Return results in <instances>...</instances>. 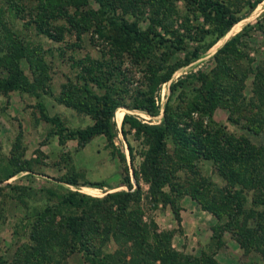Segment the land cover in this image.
I'll return each mask as SVG.
<instances>
[{
	"label": "rangeland",
	"instance_id": "1",
	"mask_svg": "<svg viewBox=\"0 0 264 264\" xmlns=\"http://www.w3.org/2000/svg\"><path fill=\"white\" fill-rule=\"evenodd\" d=\"M216 1L228 6L240 21L224 38L205 50L197 61L177 71L173 81L191 72L210 71L215 66L211 58L217 50L231 38L242 35L243 43L239 46L242 56L237 59L226 58L222 63L224 72L230 75V78L223 80L220 89L228 107L221 105L213 111L212 126L224 127L237 140L244 138L260 150L257 173L264 180V90L259 88V83L264 84V80L261 76L259 79L257 77L259 72L264 75V0L250 12L247 0ZM27 3L28 8L24 1L21 2L26 14V19H22L7 10V0H0V56L10 55L12 43L8 34L13 33L27 48L26 55L18 62L23 77L28 81L26 87L28 90L32 88L29 84L35 87L30 92H5L0 84V177H6L24 165L30 168L0 183V264H91L90 256L75 251V247L79 246L75 245L71 235L60 224L61 215L46 213L43 231L34 236L33 220L36 218L29 222L22 219L28 216L29 210L25 209L26 205L21 199L29 196L32 201L24 199L28 206H39L37 200H42V203L43 200H49L47 192L57 195L48 202L51 206L56 204L58 208L63 207L60 199L72 192L101 200L95 208L100 235H92L96 243L92 242V248L88 250L96 252L109 264H264V224L258 226L254 220L241 215L233 235L229 230L232 219L230 212L238 205L231 203L227 210L220 207L222 200L231 197L227 195L228 190L232 195L241 197L245 208L253 207V201L260 197V191L248 184L228 186V181L218 174L211 160L198 157L186 166L176 159L174 146L169 142L164 192L178 209V218L169 205L154 202L150 198L149 185L139 177L143 141H136L134 131L126 127V139L133 149L132 159L126 141L120 134L121 117L130 114L144 123L159 124L162 114L152 119L139 111L119 108L118 115L114 117L118 128L115 149L108 145L103 136L94 138L84 146H80L76 140L61 143L59 127L43 119L40 105L44 106L50 118H58L68 130L92 125L89 116L62 105L58 98L62 96V86L67 82L81 84L78 78L80 67L71 68L73 59L79 61L88 56L99 60L105 44L99 45L95 36L92 40L91 32L82 34L80 39L73 34H65L62 43L37 35L35 15L31 14V8L36 3H30L29 0ZM173 3L172 7H163L168 11L167 16L160 15L167 30L200 37L213 29L212 24L200 13L188 11L181 0ZM142 5L130 20L140 22L145 28L152 23L149 18L153 10L151 5ZM87 8L97 10L98 6L90 2L83 10ZM30 19L32 23L27 27L25 24ZM63 24L64 20L57 21V25ZM157 30L164 34L163 27ZM211 38L210 33H206L205 41ZM189 45L195 47L198 43L190 41ZM209 60L211 62L208 63ZM10 77L11 74L1 65L0 79L5 81ZM132 78L136 85L141 74L135 73ZM199 84L195 80L190 83L183 95L184 99H180L178 92L171 96L169 101L172 108H183ZM167 87L164 85L160 88L162 102L168 96ZM194 118L198 121L196 115ZM203 124L205 126L206 122L203 121ZM120 156H124L125 162H121ZM125 177L129 178L134 195L129 213L139 222L140 228L150 231L149 247L145 248L147 253L143 252L140 256L134 250V243L129 240L116 241L109 237L104 241L105 225H109L105 224L104 215L109 210L117 209L116 205L108 202L106 196L114 192H127ZM70 181H76L77 184H68ZM195 194L199 199L195 198ZM205 207L217 209L221 218L217 219ZM32 213H36V208H33ZM116 215L117 212L114 217ZM93 222H90L91 226ZM168 247L172 259L164 258Z\"/></svg>",
	"mask_w": 264,
	"mask_h": 264
},
{
	"label": "trees",
	"instance_id": "2",
	"mask_svg": "<svg viewBox=\"0 0 264 264\" xmlns=\"http://www.w3.org/2000/svg\"><path fill=\"white\" fill-rule=\"evenodd\" d=\"M22 1L27 7V0H7V10L17 17L26 19L25 9L21 5ZM174 1L176 0H29L30 3H36L35 7L31 8V14L35 15L34 25L37 35H43L55 43H62L65 34H73L80 39L82 34L91 32L92 40L95 36L99 45L105 44L99 60L88 56L79 61L73 59L71 68L80 67L81 73L78 78L81 84L67 82L62 86V96L58 98V102L62 105L89 116L93 121L92 125L83 129L68 130L58 118H50L43 105H40V110L45 121L59 127L61 143L76 140L80 146H84L94 138L103 136L113 149H115L114 141L118 136L114 117L115 114L118 115L119 108L136 110L152 119L162 114L159 124L144 123L130 114H124L121 117L120 134L126 141L132 159L133 149L126 139V127L134 131L136 141H143L139 177L149 185L150 198L154 202L169 205L178 218V209L170 196L164 192L167 184L165 161L168 156V144L171 142L176 152V159L184 165L188 166L198 157L211 160L218 174L228 181V186L248 184L260 191V197L253 201L251 208H245L241 197L232 195L230 190L227 195L230 194L231 197L220 202L222 210L229 209L231 203L238 205L231 211L237 213L230 212L232 219L229 230L234 235L237 230L235 226L239 224L241 215L254 220L258 226L264 224V180L260 179L257 173L260 150L244 138L237 140L224 127L212 126L211 119L213 111L218 106H227L220 89L223 80L230 78V75L224 72L222 63L226 58L237 59L242 56L239 50V46L243 43L242 35L231 38L217 50L211 58L215 66L210 71L191 72L175 81H173V76L177 71L197 61L205 50L224 38L240 21V18L235 16L224 3L216 0H181L188 11L200 13L208 23L212 24L213 29L206 31L212 38L206 42L205 32L199 37L197 34L193 36L190 33L181 35L165 28L160 15L167 16L168 11L163 7H172ZM90 2L97 5L98 9L83 10V7L89 5ZM261 2L262 0L253 2L247 0L246 5L249 12ZM142 4L151 5L153 10L149 18L152 23L147 24L145 28L140 22L130 20ZM58 20H64L65 24L57 25ZM31 23L30 19L25 25L29 27ZM158 27H163L164 34L157 30ZM8 36L12 43L10 47L12 51L7 57L0 56V66L2 65L11 77L5 81L0 79L2 89L5 92L34 91L32 89L35 87L32 84H29L32 87L30 90L26 87L28 81L23 77L18 63L26 55L27 48L20 39L14 37L13 33L9 32ZM190 41L198 45L190 46ZM135 73L141 74V79L136 85L132 78ZM259 76L264 80L262 73L257 74L258 79ZM194 80L200 84L192 91L194 93L192 98L185 102L183 108H172L170 97L178 92L180 99H184L185 91ZM164 85H168V96L166 101L162 102L159 92ZM259 86L261 90L262 88L264 90V84L260 82ZM194 115L198 117V121H195ZM203 121L206 122L205 126ZM124 159V156H120L121 162H125ZM29 169V166L24 165L6 177H0V183ZM124 183L128 185L127 192H114L106 196L108 202L116 205L117 209L116 211L109 210L104 215L105 224H109L105 225L107 229L106 234L103 233L104 241H107L109 237L116 241L129 240L134 243V250L140 256L143 252L147 253L145 248L149 247L150 231L147 228H140L139 222L129 213L134 195L131 192L128 177H125ZM68 184L77 183L70 181ZM197 195H199L198 191ZM47 197L48 201H53L57 195L47 192ZM25 198L29 199V196ZM25 198L21 200L26 205L25 209L29 211L28 216L22 219H27L25 221L29 222L36 218L33 220L35 223L33 236L43 231L47 219L46 213L52 212L51 216L59 214L61 215L60 224L71 235V240L75 245L79 246L74 250L90 256L91 264H109L99 254L96 255V252L88 250L92 248V242L96 243L92 235H98L100 230V225L96 226L98 218L95 215L97 212L95 208L101 201L99 198L72 192L60 199L64 208H58L56 204L51 206L47 199L43 200V203L42 200H37L39 206L37 204L28 206V202L32 200L29 199L26 202ZM195 198L199 199L196 194ZM94 202L96 205L93 204ZM41 205H44L42 209ZM33 208H36L35 214L32 213ZM204 209L210 211L217 219L221 218L217 209L206 207ZM116 212L117 215L114 217ZM91 221H94L93 226L90 225ZM16 230L18 227L15 228V234L18 233ZM155 250L157 252V246ZM169 252L168 247L164 252V258L172 259ZM187 259L191 260V258Z\"/></svg>",
	"mask_w": 264,
	"mask_h": 264
},
{
	"label": "built area",
	"instance_id": "3",
	"mask_svg": "<svg viewBox=\"0 0 264 264\" xmlns=\"http://www.w3.org/2000/svg\"><path fill=\"white\" fill-rule=\"evenodd\" d=\"M160 96H162V91L159 92Z\"/></svg>",
	"mask_w": 264,
	"mask_h": 264
},
{
	"label": "bare ground",
	"instance_id": "4",
	"mask_svg": "<svg viewBox=\"0 0 264 264\" xmlns=\"http://www.w3.org/2000/svg\"><path fill=\"white\" fill-rule=\"evenodd\" d=\"M146 119V118H145Z\"/></svg>",
	"mask_w": 264,
	"mask_h": 264
}]
</instances>
